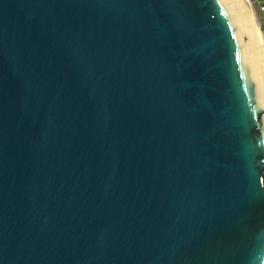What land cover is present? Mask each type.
I'll use <instances>...</instances> for the list:
<instances>
[{
	"label": "water",
	"instance_id": "1",
	"mask_svg": "<svg viewBox=\"0 0 264 264\" xmlns=\"http://www.w3.org/2000/svg\"><path fill=\"white\" fill-rule=\"evenodd\" d=\"M246 0H0V264H264V50Z\"/></svg>",
	"mask_w": 264,
	"mask_h": 264
},
{
	"label": "rangeland",
	"instance_id": "2",
	"mask_svg": "<svg viewBox=\"0 0 264 264\" xmlns=\"http://www.w3.org/2000/svg\"><path fill=\"white\" fill-rule=\"evenodd\" d=\"M247 2L250 4L252 9V14L257 20L256 27L260 32V35L262 37V47L264 50V15L263 12L260 11L259 6H264V0H247Z\"/></svg>",
	"mask_w": 264,
	"mask_h": 264
},
{
	"label": "bare ground",
	"instance_id": "3",
	"mask_svg": "<svg viewBox=\"0 0 264 264\" xmlns=\"http://www.w3.org/2000/svg\"><path fill=\"white\" fill-rule=\"evenodd\" d=\"M247 1V0H246ZM251 11H252V9H251ZM257 28V27H256ZM258 30V29H257ZM258 33H259V37H260V41H261V44H262V37H261V35H260V32H259V30H258Z\"/></svg>",
	"mask_w": 264,
	"mask_h": 264
},
{
	"label": "built area",
	"instance_id": "4",
	"mask_svg": "<svg viewBox=\"0 0 264 264\" xmlns=\"http://www.w3.org/2000/svg\"><path fill=\"white\" fill-rule=\"evenodd\" d=\"M259 8H260V11H261V12H264V6H261V5H260Z\"/></svg>",
	"mask_w": 264,
	"mask_h": 264
},
{
	"label": "trees",
	"instance_id": "5",
	"mask_svg": "<svg viewBox=\"0 0 264 264\" xmlns=\"http://www.w3.org/2000/svg\"><path fill=\"white\" fill-rule=\"evenodd\" d=\"M263 15H264V12H263Z\"/></svg>",
	"mask_w": 264,
	"mask_h": 264
}]
</instances>
